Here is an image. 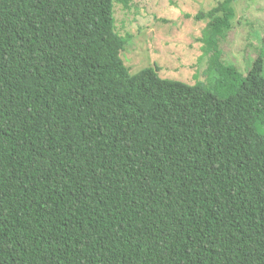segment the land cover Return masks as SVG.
I'll use <instances>...</instances> for the list:
<instances>
[{"label":"trees","instance_id":"1","mask_svg":"<svg viewBox=\"0 0 264 264\" xmlns=\"http://www.w3.org/2000/svg\"><path fill=\"white\" fill-rule=\"evenodd\" d=\"M120 1L0 0V264H264V45L220 0L207 80L131 73Z\"/></svg>","mask_w":264,"mask_h":264},{"label":"rangeland","instance_id":"2","mask_svg":"<svg viewBox=\"0 0 264 264\" xmlns=\"http://www.w3.org/2000/svg\"><path fill=\"white\" fill-rule=\"evenodd\" d=\"M220 0H128L115 2L116 31L130 38L122 57L131 73L157 67L162 77L189 83L210 77L204 49L206 20L197 15ZM233 28L221 40L223 54L216 61L234 62L247 73L264 45V0H236ZM117 5V6H116ZM145 8V11H144ZM157 14V18L154 16ZM159 18V19H158ZM264 53V52H261ZM260 53V54H261ZM209 54H213L209 51ZM245 57L246 65L241 66ZM209 73V75H208Z\"/></svg>","mask_w":264,"mask_h":264},{"label":"clouds","instance_id":"3","mask_svg":"<svg viewBox=\"0 0 264 264\" xmlns=\"http://www.w3.org/2000/svg\"><path fill=\"white\" fill-rule=\"evenodd\" d=\"M207 56H209V60H211V59H212V56H213V54H208Z\"/></svg>","mask_w":264,"mask_h":264}]
</instances>
